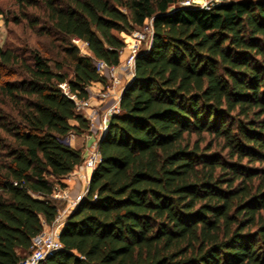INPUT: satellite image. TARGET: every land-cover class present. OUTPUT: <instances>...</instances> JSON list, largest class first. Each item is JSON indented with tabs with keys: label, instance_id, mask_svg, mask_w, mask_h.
<instances>
[{
	"label": "trees",
	"instance_id": "1",
	"mask_svg": "<svg viewBox=\"0 0 264 264\" xmlns=\"http://www.w3.org/2000/svg\"><path fill=\"white\" fill-rule=\"evenodd\" d=\"M178 1L13 0L17 24L61 35L62 57L0 45V264L31 253L84 160L67 137L89 121L60 83L80 98L105 87L95 61L119 65L120 34L150 18L87 192L40 264H264V0Z\"/></svg>",
	"mask_w": 264,
	"mask_h": 264
},
{
	"label": "built area",
	"instance_id": "2",
	"mask_svg": "<svg viewBox=\"0 0 264 264\" xmlns=\"http://www.w3.org/2000/svg\"><path fill=\"white\" fill-rule=\"evenodd\" d=\"M221 1L222 0H183L181 4L209 9L213 5ZM143 26L145 30H147V32L151 34L150 36L152 38L153 19H147ZM73 41L79 47L84 44L87 45V42L83 41L79 37H74ZM137 51L138 49L136 48L132 49L131 53L127 58V67H134ZM95 62L97 70L101 74H109V85L107 87L95 90L92 88V85H90L87 87L90 92L89 96L86 98H80L76 93L70 91L67 82L60 83V86L62 87L64 93L75 102L76 109L82 112L84 116L88 119L89 128L88 131L85 132V135L88 138L93 136L96 137L95 134L98 132L101 134L105 133L108 128L111 117L114 114L120 112V99L124 86L123 83L121 84L119 78L115 76L118 65H108L103 60H96ZM119 86L120 88L117 89V87ZM108 102L109 104L105 106V108L101 109L100 105L106 104ZM74 134L75 133L71 132L69 135L73 136ZM99 140L100 138H98L97 136L95 140L86 147V155L84 157L83 162L85 167L91 170L96 167L97 163L101 159ZM82 178L87 180L89 184L90 177L88 176V174L82 175ZM87 188L81 193H78L75 197H70L67 193L63 195L68 200L67 207L63 210V214L68 211L70 212L71 209L77 206L79 201L87 192ZM63 214H59L56 217L55 221L51 224V226H48V228L44 229L42 233H40L33 239L31 253L20 264H40V261L43 260L47 255L62 247V242L60 240L59 234L61 230L60 226L63 221Z\"/></svg>",
	"mask_w": 264,
	"mask_h": 264
},
{
	"label": "rangeland",
	"instance_id": "3",
	"mask_svg": "<svg viewBox=\"0 0 264 264\" xmlns=\"http://www.w3.org/2000/svg\"><path fill=\"white\" fill-rule=\"evenodd\" d=\"M8 11L9 23L6 25L4 18L0 17V45H3L4 42H13L15 45L24 46L23 41L27 39L31 46L37 47L43 54L51 57L52 59H61L62 54L60 53L61 47V35L60 36H51L47 34H38L34 28H31L27 19H22L19 24L15 22V16H20L21 12L18 6L13 2V0H1ZM183 0H179L178 4H181ZM9 9V10H8ZM28 11L31 14L35 15L38 13L37 9L30 8ZM38 28V27H37ZM37 28H35L37 30ZM126 42V45L121 51V61L117 67V71L115 76L119 78L121 84L125 85L130 81L132 76V72L134 67H127V58L131 53L133 48L141 49L142 47H146L151 41V34L145 30L144 26L138 28L135 31L130 33L122 32L120 34ZM74 42V37L71 39ZM80 51L82 54H87L88 47L86 44L81 45ZM65 70H69L65 67ZM109 77V74H107ZM17 75H6L5 78H16ZM94 84V83H93ZM92 84V85H93ZM109 84L105 85L107 87ZM104 87V85L102 86ZM117 87V89H119ZM101 109L105 108V104L100 105ZM103 134L96 133L95 136L100 138ZM70 135L67 137V141H69ZM95 137V138H96Z\"/></svg>",
	"mask_w": 264,
	"mask_h": 264
},
{
	"label": "crops",
	"instance_id": "4",
	"mask_svg": "<svg viewBox=\"0 0 264 264\" xmlns=\"http://www.w3.org/2000/svg\"><path fill=\"white\" fill-rule=\"evenodd\" d=\"M90 54V52L88 51ZM102 82H94L92 85V88L95 90L102 89L103 87ZM74 124H77L76 120L72 121ZM69 144L76 147V148H82L83 149V154L84 157L86 155V147L91 144L94 140L95 137H86L85 133L82 134H74L73 136L71 135L69 138ZM88 174L89 177H91L92 170L88 169L85 167L84 162H82L80 165L76 166V168L70 172L68 175H66L62 181L65 183V187L63 188H58L56 192L54 193V196L57 197L59 200H62L65 202V207H67L68 200L66 197L63 195L67 193L70 197H74L76 194L81 193L83 190H85L88 187V182L84 178H82V175ZM63 209V210H64ZM62 210V214H63ZM69 211L63 214V221L61 223V228L64 224V219L68 215ZM50 225H45V229L48 228ZM60 228V229H61Z\"/></svg>",
	"mask_w": 264,
	"mask_h": 264
},
{
	"label": "water",
	"instance_id": "5",
	"mask_svg": "<svg viewBox=\"0 0 264 264\" xmlns=\"http://www.w3.org/2000/svg\"><path fill=\"white\" fill-rule=\"evenodd\" d=\"M107 74H108V73H107ZM127 83H128V82H127ZM127 83H126V84L123 86L122 92H123V90H124L125 86L127 85ZM108 104H109V102H108V103H106V104H105V106H107ZM76 195H77V194H76ZM76 195H75V196H76ZM75 196H74V197H75ZM22 264H23V263H22Z\"/></svg>",
	"mask_w": 264,
	"mask_h": 264
}]
</instances>
